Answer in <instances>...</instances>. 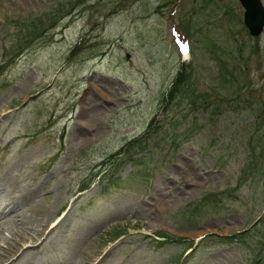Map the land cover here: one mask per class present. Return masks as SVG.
I'll list each match as a JSON object with an SVG mask.
<instances>
[{
  "label": "rangeland",
  "instance_id": "rangeland-1",
  "mask_svg": "<svg viewBox=\"0 0 264 264\" xmlns=\"http://www.w3.org/2000/svg\"><path fill=\"white\" fill-rule=\"evenodd\" d=\"M55 1L0 0V206L8 204L0 244L33 238L13 264H249L251 249L223 236L264 212V167L251 153L254 109L264 104V31L248 34L237 0L207 8L204 0H137L112 14L93 5L43 31L36 18L49 27L42 11ZM23 16L43 32L8 61L12 20ZM181 18L201 41L186 56L171 29ZM217 53L240 76L236 86L220 87ZM182 65L199 78L205 104L161 102ZM150 122L159 129L152 152L138 149L139 164L102 163ZM243 172L252 178L242 184ZM236 185L217 210L190 212L204 193ZM159 230L187 241L153 245ZM208 233L222 236L200 245ZM191 240L198 244L187 259Z\"/></svg>",
  "mask_w": 264,
  "mask_h": 264
},
{
  "label": "trees",
  "instance_id": "trees-1",
  "mask_svg": "<svg viewBox=\"0 0 264 264\" xmlns=\"http://www.w3.org/2000/svg\"><path fill=\"white\" fill-rule=\"evenodd\" d=\"M88 1L89 0H57L52 7L50 6L48 9L44 10V16H46L50 20L49 27L45 26L42 22L38 21L37 18H36V22L41 23L39 25H42L47 29L43 31H49L50 26L53 27L56 21L58 20V18L62 17L65 14H71V12L74 11V9H76L77 6H79L84 2L87 3ZM93 1L95 4L102 2L103 0H93ZM109 1H112L114 2V4L119 6L122 5V2L124 1L127 2L129 0H109ZM189 28L191 29V26H189ZM43 31H39V30L35 31L34 29H31L29 25L24 20H22L19 23V28L12 32V42L10 44V48L8 51L10 52L9 54L10 55L13 54L14 56L15 53L19 54L23 50L24 46L27 45L32 40V38H36L37 35L41 34ZM220 67L222 68L221 72L224 75L233 76V72L230 71V69L226 65L225 66L220 65ZM194 84H195L194 79L188 76L185 73L184 69L179 71L171 89L167 94L168 101L169 100L175 101V103H180V101L182 100H188V101L190 100V102L192 103L206 101V99L202 97L201 94H197V92L195 93ZM263 119L264 116L259 117L260 121ZM154 132L155 130L150 125L142 137H140L136 141L133 140L131 142H128L127 145L124 148H122L125 154L123 157H125L128 160H133L135 161L134 163H136V159L133 158L134 153H132V151L135 148H139V147L148 148V137L152 136ZM87 184L88 183H85L82 187H86ZM202 200H204L205 203H198L194 207V209L201 210L206 208L207 210L208 208L210 209L214 207L213 209H215L218 207L217 204L219 199L215 194H207L203 196ZM201 206H206V207L202 208ZM256 230H257V226L256 227L254 226L252 230L247 234L249 236L253 232V234L257 237L256 243L259 249L264 252V221L261 223L259 229L257 231ZM245 239L246 237L243 238L242 240L239 239L238 241H243Z\"/></svg>",
  "mask_w": 264,
  "mask_h": 264
},
{
  "label": "bare ground",
  "instance_id": "bare-ground-1",
  "mask_svg": "<svg viewBox=\"0 0 264 264\" xmlns=\"http://www.w3.org/2000/svg\"><path fill=\"white\" fill-rule=\"evenodd\" d=\"M218 9H219V6H218ZM220 14L222 15V11L219 9V15ZM259 129H261V128H259ZM261 132L264 133V130L261 129ZM3 214H5V208L0 206V216ZM2 223L3 222L0 220V226L2 225ZM24 241L33 242V238L30 235H24V236L18 235L17 237H15L12 240H10L9 238L6 237L3 240L4 244L3 245L0 244V264H13L11 257L16 253V251H18V249L22 245V242H24ZM25 249H26V246L23 245L21 252L25 251Z\"/></svg>",
  "mask_w": 264,
  "mask_h": 264
},
{
  "label": "water",
  "instance_id": "water-1",
  "mask_svg": "<svg viewBox=\"0 0 264 264\" xmlns=\"http://www.w3.org/2000/svg\"><path fill=\"white\" fill-rule=\"evenodd\" d=\"M246 7L245 23L253 34L259 33L264 25V8L259 0H241Z\"/></svg>",
  "mask_w": 264,
  "mask_h": 264
},
{
  "label": "snow or ice",
  "instance_id": "snow-or-ice-1",
  "mask_svg": "<svg viewBox=\"0 0 264 264\" xmlns=\"http://www.w3.org/2000/svg\"><path fill=\"white\" fill-rule=\"evenodd\" d=\"M187 50H188V45L187 44H184L183 47H182V51L187 52Z\"/></svg>",
  "mask_w": 264,
  "mask_h": 264
}]
</instances>
